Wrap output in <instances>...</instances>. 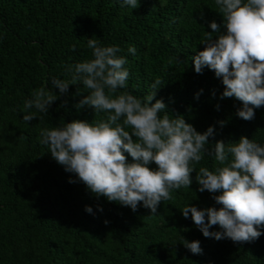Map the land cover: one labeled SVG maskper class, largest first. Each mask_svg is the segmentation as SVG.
I'll list each match as a JSON object with an SVG mask.
<instances>
[{
  "label": "trees",
  "instance_id": "trees-1",
  "mask_svg": "<svg viewBox=\"0 0 264 264\" xmlns=\"http://www.w3.org/2000/svg\"><path fill=\"white\" fill-rule=\"evenodd\" d=\"M213 20L223 24L215 0H139L133 9L117 0H0V264H264V234L250 243L217 241L202 234L191 213L184 218L180 210L188 204L219 207L214 194L198 191L195 171L190 188L173 190L156 215L142 204L133 212L97 198L81 182L69 183L75 174L51 157L38 136L63 122L106 119L89 106L75 107L88 94L82 85H70L63 96L53 88L58 99L48 114L23 120L24 102L34 90L51 89L52 78L70 80L66 66L93 58L87 47L93 38L118 46L117 55L127 60V87L119 91L143 99L160 78L164 85L152 103L163 99L170 116H183L198 132L214 126L209 147L241 136L264 145V106L251 121L239 118L242 104L220 99L222 79L208 68L194 70L193 57L204 49ZM219 121L226 123L221 127ZM215 166L206 155L196 169ZM182 237L199 241L202 253L192 254Z\"/></svg>",
  "mask_w": 264,
  "mask_h": 264
},
{
  "label": "clouds",
  "instance_id": "clouds-1",
  "mask_svg": "<svg viewBox=\"0 0 264 264\" xmlns=\"http://www.w3.org/2000/svg\"><path fill=\"white\" fill-rule=\"evenodd\" d=\"M117 2L131 9L139 6V0ZM215 5L223 24L215 20L208 24L212 31L205 33L201 42L205 47L193 57L194 70L198 74L204 68L212 70L224 85L220 99L235 98L242 104L236 115L251 121L255 109L264 106V0H215ZM213 33L218 36L214 38ZM87 47L93 58L66 66L70 80L52 78L51 89L42 86L24 102L23 120L29 122L37 113L48 114L58 99L53 88L63 96L70 85H82L88 94L75 107L89 106L95 114H106L105 120H74L39 131V143L48 147L66 172L75 174L76 180L69 183L81 182L97 198L105 197L133 212L142 204L156 215L161 202L173 198V190L190 188L195 171L198 191L214 194L219 207L198 209L188 204L180 210L185 219L191 213L202 234L217 241L250 243L264 234L260 231L264 228V145L241 136L236 142L221 140L209 147L214 126L198 132L183 116H170L163 99L152 103L164 85L162 79L155 80L143 99L121 92L130 73L124 67L126 58L117 55L120 48L102 46L93 38L88 39ZM128 51L136 53L131 46ZM65 104L67 101L61 106ZM216 107L218 110L219 105ZM33 108L35 111H28ZM219 123L223 127L226 121ZM206 155L214 158V170L200 167L197 171L196 165ZM152 163L155 168L149 167ZM85 211L93 210L86 206ZM217 225L220 231L209 230ZM182 243L192 254L202 253L199 241L182 237Z\"/></svg>",
  "mask_w": 264,
  "mask_h": 264
}]
</instances>
